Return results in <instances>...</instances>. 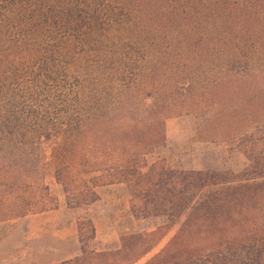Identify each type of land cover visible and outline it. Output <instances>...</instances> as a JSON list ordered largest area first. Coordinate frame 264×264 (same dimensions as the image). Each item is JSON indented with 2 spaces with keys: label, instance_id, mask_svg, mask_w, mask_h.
Segmentation results:
<instances>
[{
  "label": "trees",
  "instance_id": "16d2710c",
  "mask_svg": "<svg viewBox=\"0 0 264 264\" xmlns=\"http://www.w3.org/2000/svg\"><path fill=\"white\" fill-rule=\"evenodd\" d=\"M254 68L264 74V0H0V172L30 181L0 185V223L57 209L39 177L42 141L54 136L52 171L70 209L122 186L135 219L167 222L117 252L90 250L96 228L82 222L81 255L60 264H264V235L227 236L264 217V130L233 141L248 162L237 173L170 167L162 155L168 119L201 112ZM106 127L120 160L65 184L89 133Z\"/></svg>",
  "mask_w": 264,
  "mask_h": 264
},
{
  "label": "rangeland",
  "instance_id": "374dc122",
  "mask_svg": "<svg viewBox=\"0 0 264 264\" xmlns=\"http://www.w3.org/2000/svg\"><path fill=\"white\" fill-rule=\"evenodd\" d=\"M252 72V76L232 80L226 87L210 94L208 105L201 112L184 110L166 121V147L162 149V155L168 166L187 171L235 173L247 167L245 158L230 150L235 139L264 130V74L259 68ZM110 132L106 127L89 133L78 156L70 162L74 174L64 175L65 184L84 185L90 177L100 174H77V170L84 167L91 170L120 160L114 154L120 146L109 142ZM55 141L54 136L42 141L47 172L39 177L42 187H48L50 196L56 200L57 209L43 214L32 212L25 218L1 222L0 264H60L74 259L81 255L78 226L88 220L96 228V239L89 245L90 250L96 252H117L124 238L155 232L166 225L164 218L135 219L130 212L128 192L122 186L100 188L96 203L70 209L64 189L52 171ZM18 182L30 181L27 174L0 172V185H6V191ZM14 199L15 196L6 195V209ZM261 216H264V210ZM262 219L244 231L232 230L228 238H240L243 232L264 235ZM166 233L147 258L164 248L175 235V231ZM159 238L161 236H157Z\"/></svg>",
  "mask_w": 264,
  "mask_h": 264
}]
</instances>
